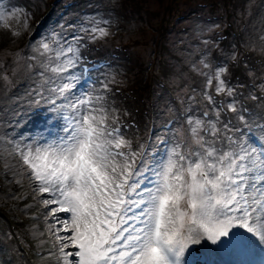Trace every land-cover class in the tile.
Here are the masks:
<instances>
[{"label":"snow or ice","instance_id":"snow-or-ice-1","mask_svg":"<svg viewBox=\"0 0 264 264\" xmlns=\"http://www.w3.org/2000/svg\"><path fill=\"white\" fill-rule=\"evenodd\" d=\"M90 33L92 40L108 35L98 26ZM81 39L73 36L66 49L55 52V63L49 57L40 66L41 77L53 74L46 83L55 98L46 102L56 106L62 98L71 113L62 117L63 134L47 140L51 131L45 128L33 142L14 146L21 174H27L37 195L48 197L41 201L45 220L53 221L47 225L54 249L48 257L56 264H201L197 253L250 250L264 243V144L255 135L244 141L238 126L249 128L246 117L264 107V73L260 94L245 96L244 78L254 85L252 69L234 43L220 49L210 73L198 70L205 78V110L197 115L191 107L183 109L187 137L161 141L164 151L150 156L143 145L133 150L116 109L93 106L103 96L84 92L81 98L72 92L80 77L61 75L82 59L76 46ZM41 47L53 51L48 43ZM201 64L210 68L203 59ZM37 97L43 99L40 92ZM232 132L240 138L228 135ZM202 241L201 248L191 247Z\"/></svg>","mask_w":264,"mask_h":264},{"label":"rangeland","instance_id":"rangeland-1","mask_svg":"<svg viewBox=\"0 0 264 264\" xmlns=\"http://www.w3.org/2000/svg\"><path fill=\"white\" fill-rule=\"evenodd\" d=\"M93 3L97 7H93ZM81 6L84 9H80ZM0 16L5 18L0 20V264H56L54 258L48 257V252L54 249L47 225L53 221L45 220L46 210L41 206V201L48 197L37 195L27 174H21L23 169L14 146L33 142L37 132L45 128L51 131L47 140L63 134L61 126L66 121L62 117H70L71 113L62 107L66 103L62 98L57 99L56 106L46 102L55 98L49 96L46 83L53 74L45 72L41 77L39 73L44 71L40 66L48 62L49 57L56 62L55 52L61 47L66 49L73 36L82 38L76 45L82 59L76 68L61 75L80 77V83L72 92L81 98L84 92L103 96V102L93 106H104L109 111L116 109L121 131L132 141L133 150L143 145L150 156L164 151L161 141L176 142L187 137L188 126L181 119L183 109L191 107L197 115L205 110L197 103L202 94L197 93L198 97L190 101L189 97L194 95L186 92L188 87H193L202 93L205 78L198 70L210 73L214 69L215 51L219 56L220 49H224V43L219 40L228 35L224 31L235 29L242 19L250 29L247 36L255 44H252L253 49L264 44V0H0ZM169 20H175L176 33L166 38L177 54V59H173L175 75L169 85L158 86V93L150 96L142 88L153 76L150 69L156 49L153 34ZM231 23L234 24L229 27ZM94 26L107 28L108 35L92 40L90 29ZM13 32L19 34L13 35ZM42 43H48L53 51L44 52ZM106 50L117 54L120 59L117 64L123 71L118 66L109 71L104 68L99 82L86 79L81 64ZM202 59L210 68L203 67ZM4 76L8 79H3ZM260 77H253L256 90L251 84L246 85L245 96L249 92L260 94L257 87ZM104 84L111 87L105 89ZM116 88L120 89L118 93L105 97ZM37 92L43 99L37 97ZM38 99L42 102L39 105L46 104L43 107L50 112V118L37 126L15 110L17 106L21 110L24 106L30 108ZM249 104L255 102L249 101ZM130 108L132 111L128 110ZM256 112L253 118L246 117L249 128L238 126L244 133V141L251 142V136L255 135L259 143L264 144V119L259 115L264 113V107H257ZM13 120L16 121L10 132L8 124ZM228 135L240 138L237 132ZM203 243L191 247L201 248ZM261 249L264 243L250 250L227 247L207 255L197 253L196 259L201 264H264ZM185 259H190L187 253Z\"/></svg>","mask_w":264,"mask_h":264},{"label":"trees","instance_id":"trees-1","mask_svg":"<svg viewBox=\"0 0 264 264\" xmlns=\"http://www.w3.org/2000/svg\"><path fill=\"white\" fill-rule=\"evenodd\" d=\"M83 2L84 1H82V3ZM92 6L97 7V5L95 3H93ZM80 9H84V7L81 6ZM234 9L237 13V6L236 5H234ZM174 23H175V20H169L166 23V26L165 27L163 26L159 32L155 31L158 39H156L155 33L153 34V43H154L155 48H156L154 51L155 52L154 60H153V62H151V65H150V69L152 70L153 76H151L150 80H148V82L142 88L143 91L147 92L150 96L158 93L157 92L158 86L161 88L163 86V88H164L165 87L164 85H169L171 78H173L175 75V71L173 69L175 63H174L173 59H175V60L177 59V56H176L177 54L174 51H172L171 44H169V41L166 40V38L169 35H171L172 33H176ZM233 24L234 23H231L229 27H231ZM246 27H247V22L245 23L241 19V22L239 24H236L235 29L228 28L229 30L230 29H232V30L224 31V32H227L228 35H224V37L226 39L225 38L220 39L219 41H222L224 43L222 45V47L224 49H227L229 45L234 43L236 45V48L239 50L238 54L240 55V57L247 60L248 67L251 68L253 71V74H254L253 77H257V76H260L261 72L263 73V71H264V55H263L264 54V52H263L264 51V44L259 49H256V50L253 49L252 44H254V42L252 41V39L248 40V36H247V34L250 33V29H247ZM156 30H158V29H156ZM258 53H262V54L258 55ZM216 55H217V51H215L214 59H217L218 56H216ZM118 61H120V59L117 57V54L113 55L111 52L106 50L105 52H102L97 57L85 59V62H83L81 64V69L86 68L87 72H83L82 75L86 79L99 82L100 74L102 72L101 70L104 68H107V71H109L110 69L114 70L117 66L119 67V65L117 64ZM121 68L122 67H119V70H121ZM129 69L127 71L128 74L130 72ZM121 71H123V70H121ZM113 73L114 72H112V74ZM253 77H252V81H254ZM244 79H245L246 85L251 84L252 88H254L252 82L249 81L247 77H245ZM118 82H120V81L117 80V83ZM255 85H257V84H255ZM109 87H111V86H108V88ZM182 87L186 88L185 84H183ZM131 89H134V87H132ZM118 90H120V89L116 88V89L110 90L109 91L110 93L107 94L105 97H111L112 96L111 93L114 92V94H116V93H118ZM186 93L194 95L195 98L198 97L196 95L197 93L202 94L200 90H196V88L194 89L193 87H191V88L188 87ZM201 101H202V96H199L197 103L200 105V107L202 109H205V103H201ZM39 103H42V102L39 101ZM39 103L36 102V104H30V108L27 106L26 107L24 106L22 110H21L20 106L19 107L17 106L16 107L17 110H15V112L16 113L20 112L21 116L26 115V120L30 118L31 121L35 125L38 126L41 124V122L44 119L49 120V118H50V112L45 111L46 107H43L45 103H43V105H39ZM248 103H249V101H248ZM128 110L132 111L131 108ZM15 121L16 120L10 121L8 124L9 126H11V128L8 129L10 132L12 131V124ZM36 256H38V255H35V257ZM36 258H38V257H36Z\"/></svg>","mask_w":264,"mask_h":264},{"label":"bare ground","instance_id":"bare-ground-1","mask_svg":"<svg viewBox=\"0 0 264 264\" xmlns=\"http://www.w3.org/2000/svg\"><path fill=\"white\" fill-rule=\"evenodd\" d=\"M20 245V244H19ZM24 251V250H23ZM24 252H26V251H24ZM28 252V251H27Z\"/></svg>","mask_w":264,"mask_h":264}]
</instances>
